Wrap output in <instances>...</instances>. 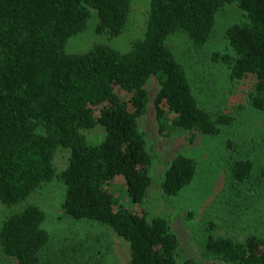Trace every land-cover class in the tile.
Segmentation results:
<instances>
[{"label": "trees", "instance_id": "obj_1", "mask_svg": "<svg viewBox=\"0 0 264 264\" xmlns=\"http://www.w3.org/2000/svg\"><path fill=\"white\" fill-rule=\"evenodd\" d=\"M131 3L0 0V202L19 204L44 183L60 180L63 215L73 222L108 226L128 242L129 264H180L178 239L168 220L131 211L105 183L122 175L134 203L141 204L146 196L152 155L138 118L146 111L150 76L158 80L153 107L160 133L218 135L223 126L236 122L246 105L264 110V0H148L143 33L127 51L96 43L84 52H65L68 38L83 32L93 13L96 33L120 35ZM229 3L243 10L244 18L227 26V50L211 58L226 66L231 83L245 86L246 104L228 108L220 98L214 109L200 97L168 39L182 35L191 46H203L212 35L217 12ZM96 125L105 134L100 142L90 143L85 131ZM225 146L229 191L242 197L264 188L263 164L258 169L249 154L235 155L231 139ZM58 148L68 149L61 170L55 166ZM196 171L193 157L174 155L160 182L162 194L175 196ZM45 218L34 203L7 214L0 225L3 253L18 264H54L55 254L45 251L50 239ZM203 246L217 264H264L263 234L238 239L208 232ZM81 251L76 245L70 254L76 259ZM181 264L195 262L186 258Z\"/></svg>", "mask_w": 264, "mask_h": 264}, {"label": "rangeland", "instance_id": "obj_2", "mask_svg": "<svg viewBox=\"0 0 264 264\" xmlns=\"http://www.w3.org/2000/svg\"><path fill=\"white\" fill-rule=\"evenodd\" d=\"M147 7L148 0H132L128 23L124 31L115 37L95 32L97 18L93 13L86 29L68 38L65 52H84L96 43L127 51L131 41L143 33ZM243 18V10L235 3L225 4L217 12L212 35L203 46H191L182 35L168 39L169 46L194 79L200 97L209 100L214 109L220 98L226 99L228 108L232 103H245V86L231 83L227 78L226 66L211 58L212 53L227 50L225 30L229 24ZM145 87L148 102L145 113L138 118V124L146 135L152 155L151 184L141 204L129 198L122 175H116L106 182L105 188L131 211H145L149 217L158 215L168 220L178 239L176 255L180 264L186 258L192 259L195 264H217V259L204 252L203 245L208 232L232 235L238 239L249 233L264 235V188L249 196L242 194V197L229 191L226 186L228 151L225 146L226 140L231 139L235 143V155L247 153L256 160L258 169L260 164L264 166V110L246 105L237 114L236 122L232 126H223L218 135H203L196 131L193 134L175 131L168 135L158 131L155 118L153 97L158 89L157 78L150 76ZM104 134L105 130L100 125L85 131L90 143L100 142ZM178 153L193 157L197 162V171L189 185L168 198L162 194L160 182L171 158ZM67 156L68 149L56 150L55 166L58 170L64 168ZM63 197L64 185L55 179L41 185L19 204L6 206L0 202V225L10 212L27 203H34L46 216L43 225L50 239L45 251L50 256L55 254L54 264H84L96 260H100L101 264H129L128 242L106 225L73 222L65 217L61 208ZM210 222L213 226H210ZM76 245L82 251L75 259L70 249ZM0 264L18 262L6 256L0 247Z\"/></svg>", "mask_w": 264, "mask_h": 264}]
</instances>
